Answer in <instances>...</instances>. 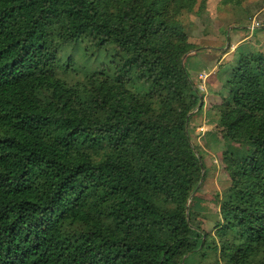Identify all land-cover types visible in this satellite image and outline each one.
<instances>
[{"label":"trees","instance_id":"trees-1","mask_svg":"<svg viewBox=\"0 0 264 264\" xmlns=\"http://www.w3.org/2000/svg\"><path fill=\"white\" fill-rule=\"evenodd\" d=\"M203 7L0 0V264H264L262 52L236 51L214 107L229 186L213 233L188 206L205 173L185 20Z\"/></svg>","mask_w":264,"mask_h":264},{"label":"rangeland","instance_id":"rangeland-1","mask_svg":"<svg viewBox=\"0 0 264 264\" xmlns=\"http://www.w3.org/2000/svg\"><path fill=\"white\" fill-rule=\"evenodd\" d=\"M234 1L237 0H203L202 13L185 20L189 42L196 49L186 54L183 62L201 102L191 115L189 134L205 173L199 191L192 195L188 206L194 209L193 198L201 201L204 211L193 215L207 233H213L221 220L217 199L229 186L221 162V154L228 146L214 123L218 119L214 107L221 102V94H227L222 80L234 64L238 49L264 54V0H243L239 5ZM73 57L80 69L92 70L108 63L101 59L88 61L80 53Z\"/></svg>","mask_w":264,"mask_h":264},{"label":"crops","instance_id":"crops-1","mask_svg":"<svg viewBox=\"0 0 264 264\" xmlns=\"http://www.w3.org/2000/svg\"><path fill=\"white\" fill-rule=\"evenodd\" d=\"M262 12H264V10H262Z\"/></svg>","mask_w":264,"mask_h":264}]
</instances>
